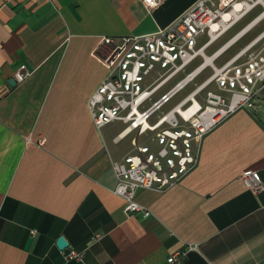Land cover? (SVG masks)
<instances>
[{
    "label": "crops",
    "instance_id": "0c3cea01",
    "mask_svg": "<svg viewBox=\"0 0 264 264\" xmlns=\"http://www.w3.org/2000/svg\"><path fill=\"white\" fill-rule=\"evenodd\" d=\"M197 1L0 0V264H264V192L241 179L264 184L259 102L205 136L179 184L137 192L148 218L114 194L136 135L116 141L121 123L97 129L87 107L107 75L100 39L155 33Z\"/></svg>",
    "mask_w": 264,
    "mask_h": 264
},
{
    "label": "built area",
    "instance_id": "2783aa9c",
    "mask_svg": "<svg viewBox=\"0 0 264 264\" xmlns=\"http://www.w3.org/2000/svg\"><path fill=\"white\" fill-rule=\"evenodd\" d=\"M160 1L144 0L149 9ZM259 5L264 8V0H198L162 30L102 38L96 45L93 57L106 68L107 75L87 101L94 125L101 129L123 124L125 129L116 141L136 135L132 153L113 163L117 179L114 194L124 200L127 215L148 218L150 211L136 202L137 192H164L179 184L197 166L207 134L235 112L258 108L264 96V31L240 55L214 68L206 83L166 110L203 71L200 66L188 72L204 57L205 50ZM263 20L264 14L246 29ZM204 37L208 40L200 46ZM30 75L26 66H21L14 79L23 83ZM212 85L216 90H208L202 99L201 94ZM143 137L145 143L140 142ZM241 179L255 195L264 192L257 173L248 172ZM70 258L79 255L72 252ZM169 263L179 262L174 255Z\"/></svg>",
    "mask_w": 264,
    "mask_h": 264
},
{
    "label": "rangeland",
    "instance_id": "374dc122",
    "mask_svg": "<svg viewBox=\"0 0 264 264\" xmlns=\"http://www.w3.org/2000/svg\"><path fill=\"white\" fill-rule=\"evenodd\" d=\"M264 14V8L259 5L257 6L249 15H247L244 19L239 21L230 31L223 34L219 39H217L209 48H207L204 52V57L199 58L190 68L188 72L194 71L200 66H204L203 71L196 77L193 83H191L183 92H181L172 102L166 106V110L177 105L180 100L189 95L192 91L196 89L197 86L206 83L214 74V68H220L226 63L230 62L236 56L240 55L256 38L260 36V34L264 31V20L254 26L247 34L240 37L236 42L230 45L225 49V46L233 41L243 30L249 27L251 24L256 21V19ZM208 40L207 37H204L200 46H202ZM221 53L220 56H217V53ZM184 78V75L180 77V79ZM174 84L170 85V88ZM216 90L214 85L209 86L208 89L201 94V98L203 99L208 90ZM261 110L264 112V99H260L259 104ZM114 126V125H112ZM116 128L122 129L125 128L124 125L116 124ZM141 143L146 142V137L140 139Z\"/></svg>",
    "mask_w": 264,
    "mask_h": 264
},
{
    "label": "water",
    "instance_id": "95a60500",
    "mask_svg": "<svg viewBox=\"0 0 264 264\" xmlns=\"http://www.w3.org/2000/svg\"><path fill=\"white\" fill-rule=\"evenodd\" d=\"M12 84H13V82H12ZM30 245H31V240H29L27 242V245H26V248L25 249L28 250L29 247H30ZM56 245H57L58 249L61 250V251H64V250H66L69 247L67 241L63 237H61V238L58 239Z\"/></svg>",
    "mask_w": 264,
    "mask_h": 264
},
{
    "label": "bare ground",
    "instance_id": "6f19581e",
    "mask_svg": "<svg viewBox=\"0 0 264 264\" xmlns=\"http://www.w3.org/2000/svg\"><path fill=\"white\" fill-rule=\"evenodd\" d=\"M249 31H250V29H246L242 34L244 35V34L248 33ZM221 53H223V52H221Z\"/></svg>",
    "mask_w": 264,
    "mask_h": 264
},
{
    "label": "snow or ice",
    "instance_id": "6c2138e0",
    "mask_svg": "<svg viewBox=\"0 0 264 264\" xmlns=\"http://www.w3.org/2000/svg\"><path fill=\"white\" fill-rule=\"evenodd\" d=\"M149 2H151V0H149Z\"/></svg>",
    "mask_w": 264,
    "mask_h": 264
}]
</instances>
